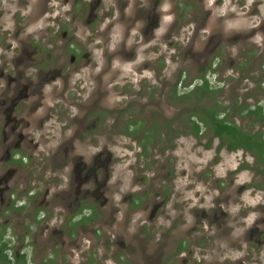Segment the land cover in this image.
Returning <instances> with one entry per match:
<instances>
[{
    "label": "flooded vegetation",
    "instance_id": "1",
    "mask_svg": "<svg viewBox=\"0 0 264 264\" xmlns=\"http://www.w3.org/2000/svg\"><path fill=\"white\" fill-rule=\"evenodd\" d=\"M226 59L264 75V0H0V264H235L220 257L235 252L264 264V209L240 232L247 186L233 201L224 183L187 199L165 152L179 139L172 106L196 97L189 133L222 143L208 119L218 109L234 124L216 99L231 76L197 87ZM182 60L205 66L200 85L181 69L169 80ZM152 138L164 145L149 159Z\"/></svg>",
    "mask_w": 264,
    "mask_h": 264
},
{
    "label": "rangeland",
    "instance_id": "2",
    "mask_svg": "<svg viewBox=\"0 0 264 264\" xmlns=\"http://www.w3.org/2000/svg\"><path fill=\"white\" fill-rule=\"evenodd\" d=\"M191 16L192 15L189 14L187 19H190ZM181 40L182 43H180V45H184L186 43V39L182 37ZM169 42H173L174 46L177 41H175L174 38L171 40L166 38L164 45L168 55H170L173 52V49H175L173 46L169 47ZM181 52L183 53V50H181ZM147 55L152 56L153 54L148 53L145 56ZM142 57L143 54H141L136 60H139ZM232 61V59H226L222 65H218L216 69L215 67H212V70L210 71V73H215V70L218 69L217 77L219 76L220 79L231 76V79H229V86H226L218 94L216 99L220 100L222 105L226 107L229 121L234 122V124L248 132H251L252 134L259 132L264 135V118L258 121L252 116L248 117L245 115L246 108H254L256 106H260V104L264 105V91H262L264 89L263 71L260 69L259 65H252L251 68L250 64L243 66L232 65ZM167 66V72L170 74V77H168L169 80H174L175 75L178 74L181 69L182 76L183 78L185 77L184 84L188 83L189 85L193 84L195 86L200 85V78L204 71V65L195 63L188 64L184 63L182 60V63L177 64L168 61ZM130 70H132V66H127L123 71L124 75L121 74L118 76V82H120V84H124V80H122L123 76L132 74ZM133 78L134 80H132V82L136 84V87L130 88V92L138 90L137 82L139 76L134 75ZM120 88L121 87L119 86V90ZM180 92L183 94L186 91ZM158 98L159 96L154 97L156 100ZM119 99L120 98L118 96L113 95L109 99V104H112L111 106L126 104L120 103ZM167 100H169L168 97ZM197 100L198 99L196 97L189 105L184 102H177L172 106L170 115L175 116V119L172 117V121H168V126L173 125L172 129L173 131L179 133L177 135L179 139L172 150H169V146H166L167 149L165 152L168 154L172 152V154H174L172 159L177 167V184L184 191L186 190V194L184 196L187 199L195 197L198 193V200H200L205 192L202 186L203 184L221 185L224 183L226 185H230V187L226 190L230 195L228 193L225 195H229L230 201H233L235 200L234 198L237 190L241 186H247V190L244 189L241 194V200H243V203L246 205L245 223L240 228V232L243 234L254 221L261 217L259 212H262L264 209V173H262L264 166L258 164L256 157L249 152L244 150L229 152L227 149H223L218 140L214 142L212 141L211 131H207L204 135H200V137L197 138L191 135L186 122L189 120V115L194 109V105L191 106V104H194ZM242 107L244 109L239 110ZM136 110H138V108H136ZM177 114L179 115L177 116ZM194 115L195 119H197V117L200 116L199 110L195 111ZM131 116L134 117V120H142L144 122L152 121L153 119L158 120L160 116V121L162 113H139L133 110ZM108 120H111V118ZM151 124L152 123L150 122L145 123L143 129L147 131L152 130L153 126H151ZM170 137H175V135L170 134ZM164 139L165 137L161 140ZM163 145L162 141L158 144L156 143V138H152L147 146L149 159H152L151 156H157L158 150ZM109 146L110 148L112 147L110 144ZM121 146H125L124 142ZM132 146L134 152L136 153L139 150L140 145L133 143ZM246 165L248 166L247 168L244 167ZM159 170L160 169L157 171ZM190 183L193 184L191 186H195L197 188L190 189V186L188 185ZM206 200L211 201L210 196ZM205 207V210L208 211L209 207H207L206 204ZM237 210V208H231L232 212H236ZM217 234L218 231L215 230V238L217 237ZM228 255L230 256L227 257L222 255L220 257L221 259H223V257L225 259L230 258V262H235V264H237V260L241 259L244 253L242 252L241 254H238L235 252L229 253ZM214 259H216V254ZM140 261L141 260L136 257L135 264H141L142 261L141 263Z\"/></svg>",
    "mask_w": 264,
    "mask_h": 264
},
{
    "label": "trees",
    "instance_id": "3",
    "mask_svg": "<svg viewBox=\"0 0 264 264\" xmlns=\"http://www.w3.org/2000/svg\"><path fill=\"white\" fill-rule=\"evenodd\" d=\"M202 78L204 79L205 77L203 76ZM197 89L200 90L199 94L203 90L210 91L208 81L205 80ZM243 109L242 107L239 110ZM210 113L211 117L208 119V123L214 135L222 140L221 147H225L229 152L239 150L249 152L256 157L258 164L264 166V135L262 133L257 132L252 134L236 124H228L225 120H219L218 116H220V112L218 109H214ZM245 115L248 117L252 116L258 121L264 118L261 109H246ZM198 130L199 127L197 128V132ZM244 167L247 168L248 166L246 165ZM262 173H264V170Z\"/></svg>",
    "mask_w": 264,
    "mask_h": 264
},
{
    "label": "clouds",
    "instance_id": "4",
    "mask_svg": "<svg viewBox=\"0 0 264 264\" xmlns=\"http://www.w3.org/2000/svg\"><path fill=\"white\" fill-rule=\"evenodd\" d=\"M217 81L216 80V76L213 73H209L208 77H207V81L211 82V81Z\"/></svg>",
    "mask_w": 264,
    "mask_h": 264
}]
</instances>
